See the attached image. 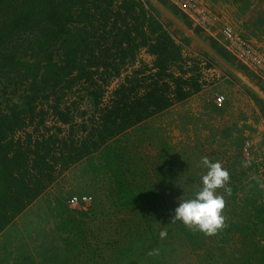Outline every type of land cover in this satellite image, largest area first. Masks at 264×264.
<instances>
[{"label":"trees","instance_id":"trees-1","mask_svg":"<svg viewBox=\"0 0 264 264\" xmlns=\"http://www.w3.org/2000/svg\"><path fill=\"white\" fill-rule=\"evenodd\" d=\"M178 37L145 0H0V233L71 166L202 90L199 61L191 58L193 65L186 66ZM142 50L153 56L151 65L137 66ZM128 67L133 69L105 102L110 83ZM246 92L264 114L263 101ZM86 99L92 115L83 107ZM173 160L171 154L157 168L170 189L179 184L169 178ZM244 179L241 215L231 220L222 210L224 226L211 235L174 217L180 200L195 195L173 198L171 190L152 200L158 210L145 214L147 241L166 249L142 264H188L183 254L188 261L195 256L201 264H222L226 229L246 241L264 234L263 190ZM166 220L165 234H158ZM213 237L218 253L211 257ZM116 250L109 263L124 264L130 246ZM237 257L232 264L250 263Z\"/></svg>","mask_w":264,"mask_h":264},{"label":"rangeland","instance_id":"rangeland-1","mask_svg":"<svg viewBox=\"0 0 264 264\" xmlns=\"http://www.w3.org/2000/svg\"><path fill=\"white\" fill-rule=\"evenodd\" d=\"M145 1L148 8L165 18L182 37L178 39L186 51V66L193 65L190 51L205 53L199 42H193V38L184 34L182 26L191 28L199 39L210 43L223 60L220 63L215 59V63L225 76L213 79L207 75L208 81H204L199 93L129 128L62 173L0 233V264H110V259L116 257L118 244H127L131 249L130 258L124 264L153 261L166 246L147 241L149 228L145 214L158 210L151 201L171 190L177 194L173 198L195 195L207 172L201 163L205 157L219 161L229 172V190L217 189V194L225 199L223 210L228 218L233 220L243 210L245 190L241 189L240 178L246 177V182L256 181L263 190L264 202L261 118L255 101L246 92L250 88L235 72H243L247 80L259 83L263 92L264 81L225 50L217 41V34L214 38L195 25L173 0ZM201 2L211 6L208 0ZM138 59L137 66L153 62L146 51L140 53ZM132 69L128 67L120 77L112 80L105 102ZM219 94L225 97L220 105L215 102ZM83 107L92 115L93 106L88 99ZM247 142L249 145L244 153L242 148ZM171 154L175 171L168 176L171 182L179 183L173 189L167 186L163 169H157L168 162ZM242 168L243 175L233 174ZM85 193L92 196L89 204L77 207L68 204L73 195ZM229 210L232 213L228 214ZM166 224L167 220L164 227L157 230L158 234H165ZM225 225L230 227V222ZM260 227L264 228L261 224ZM117 231L124 236H117ZM223 240L222 264H232L237 256H241V260L244 256L245 260L250 258L249 264H264V234L255 233L252 240L246 241L240 233L234 235L226 229ZM211 249L213 257L218 253L214 237ZM153 250L155 254L151 255L155 258H149ZM182 256L184 263L201 264L198 257L193 256L188 261L187 255ZM211 264L216 263L211 260Z\"/></svg>","mask_w":264,"mask_h":264},{"label":"crops","instance_id":"crops-1","mask_svg":"<svg viewBox=\"0 0 264 264\" xmlns=\"http://www.w3.org/2000/svg\"><path fill=\"white\" fill-rule=\"evenodd\" d=\"M208 1H210L209 5H211L210 8L213 11V14L217 16V23H218V25L216 27H213L211 30H205L210 36L216 38V34H217L219 37L217 38V41L221 43L220 45L224 47L223 41L220 35L218 34L216 28L221 27L222 25L225 24H229L233 26L235 32H237L244 38L248 39L256 48H258L261 52L264 53V0H208ZM182 27L185 32L184 34H186V36L193 38L194 39L193 42L196 41L199 42L205 53L203 54L200 53V51L196 52L193 50L190 51L191 55L189 56V58L198 60L197 56H205V57L207 56L210 59H212L214 63H215V59L220 61V63L223 61L222 58L217 54V52L212 48L210 43L204 42L201 39H199V37L193 32L191 28H186V26H182ZM206 36L208 37V35ZM144 51L145 50H142L141 54ZM185 52L186 51L183 50L184 56H186ZM215 66H216L215 72H208L207 74L206 72L204 73L206 80H207L206 78L207 75H210V77H212L213 79L220 77L223 78L225 76L224 75L225 73L221 72V69L217 66L216 63ZM235 73L237 74L238 77H241L242 79L241 82L246 83V85L250 88L249 90L255 95H257V97L260 98L264 103V92L259 87V83L258 85H256L255 83L247 80L246 76L243 75V72L236 71ZM256 107L261 118L260 127H261V131L263 130L262 132L263 134L264 114L260 111L258 106Z\"/></svg>","mask_w":264,"mask_h":264},{"label":"built area","instance_id":"built-area-1","mask_svg":"<svg viewBox=\"0 0 264 264\" xmlns=\"http://www.w3.org/2000/svg\"><path fill=\"white\" fill-rule=\"evenodd\" d=\"M173 3L186 15L190 17L192 22L204 30H211L218 25L217 16L213 14L211 8L201 2V0H173ZM220 35L225 49L241 64L245 65L256 76L264 81V53L256 48L248 39L235 32L233 26L229 24L216 28ZM199 61V72L201 80L205 79V72H215L216 66L212 59L205 56H197ZM225 100L224 95L220 94L216 97L215 102L222 104ZM249 143L242 150L246 151ZM247 153V152H246ZM92 196L90 194H76L68 199V204L77 207L90 203Z\"/></svg>","mask_w":264,"mask_h":264},{"label":"clouds","instance_id":"clouds-1","mask_svg":"<svg viewBox=\"0 0 264 264\" xmlns=\"http://www.w3.org/2000/svg\"><path fill=\"white\" fill-rule=\"evenodd\" d=\"M201 163L207 169L201 178L202 187L194 198L180 200L174 210V217L185 225L197 227L205 234L211 235L224 226L222 210L225 200L217 194V189L228 191L230 176L219 161L214 162L205 157ZM149 254H155V250Z\"/></svg>","mask_w":264,"mask_h":264}]
</instances>
